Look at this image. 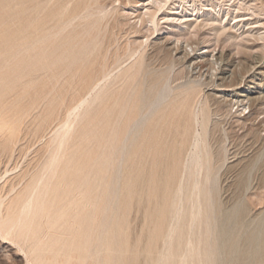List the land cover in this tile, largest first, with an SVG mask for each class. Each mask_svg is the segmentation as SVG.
Segmentation results:
<instances>
[{
  "label": "rangeland",
  "instance_id": "obj_1",
  "mask_svg": "<svg viewBox=\"0 0 264 264\" xmlns=\"http://www.w3.org/2000/svg\"><path fill=\"white\" fill-rule=\"evenodd\" d=\"M152 1L0 0V177L16 166V171L33 172L44 158L52 129L73 107L76 99L69 75L58 78L63 69L55 65L49 69L36 61L32 47L37 36L48 34L59 21L87 8L93 19L101 9L110 11L107 42L117 38H122L123 44L128 38L157 40L156 45L146 48V65L153 80L162 76L173 55L183 56L184 49L177 46H187L192 56L223 51L236 72L246 73L256 57L261 60L258 65L264 66V0H161V5ZM147 12L158 18L157 31L147 20ZM86 20L77 27L79 32ZM50 53L53 57L55 49ZM200 60L195 71L204 76L215 72L209 62ZM186 66L177 64L176 70L179 73ZM261 77L258 74L254 83L248 80V85L263 97ZM211 103L213 108L218 105L213 100ZM218 109L211 123L213 169L218 175L211 195L213 205L209 212L205 208L193 232L190 181L184 176L192 134L172 133L164 127L154 163L148 150L136 158V151L132 154L123 147L130 116L122 118L114 131L115 117L104 121L101 110L89 113L71 140L65 159L73 168H80L68 173L73 184L87 179L91 183L96 221L89 232L95 257L89 259L86 235L81 234L62 240L58 248L52 244L43 260L47 264H161L159 260L163 263L166 259L163 264H181L190 239L196 248L190 264H264V102L244 108L230 96L220 97ZM196 128L201 131V125ZM43 135L46 140L40 142ZM182 184L185 192L179 195ZM81 191H86L84 186ZM71 199L69 192H63L57 210L67 208ZM179 201L183 213L176 222L173 211ZM63 232L70 236L71 230L64 226ZM106 247L108 255L103 254ZM20 251L0 236V264H28Z\"/></svg>",
  "mask_w": 264,
  "mask_h": 264
},
{
  "label": "bare ground",
  "instance_id": "obj_2",
  "mask_svg": "<svg viewBox=\"0 0 264 264\" xmlns=\"http://www.w3.org/2000/svg\"><path fill=\"white\" fill-rule=\"evenodd\" d=\"M153 3L161 5V0L159 2L153 0L151 4ZM147 6L150 8V5ZM109 14V10L101 9L93 19V14L87 8L84 12L73 15L67 20L59 21L55 29H51L48 34L37 36L33 42V55L36 61H42L44 65L49 66V69L53 65L61 67L63 71L58 78L69 75L71 91L76 101L67 117L52 129L44 158L37 164L36 169L33 172L22 169L16 171L18 168L16 166L12 170H6L0 177V236L17 245L18 249L25 253L28 264H47L43 260V254L48 248L53 245L58 248L57 245L62 240L73 239L81 234L86 235L89 259L95 257L89 232L96 221L91 183L87 179L80 185L73 184L68 178V173L72 169L77 171L80 168H73V165L65 159L71 140L89 113L101 110L102 116L105 115L102 118L104 121H110L115 117L112 126L114 131L121 125L122 118L130 116L128 135L124 142L126 146L123 147L133 151L132 154L136 151L134 153L136 158L139 152L143 151L145 154L148 150L149 157H152L154 163L159 156L157 143L163 139V129L165 132L166 128L172 133L177 131L181 135L192 134V147L184 164V176L190 181L192 209L190 228L193 232L205 208L209 212L208 207L213 205L211 195L218 175L213 169L211 123L212 116L218 114L220 110L218 109L220 97L230 96L238 103L241 102L244 108H251L254 103L264 102V96H257L256 89H253L251 84L248 85V82L256 81L258 74H261L260 81L264 84V66L258 65L260 58L254 57L255 60H252L251 67L246 73L236 72L231 68L232 64L228 60L230 58L227 59L223 51L212 55L210 52L192 56L185 43L186 47L177 46L184 49L183 56H178V53L173 55L162 76L153 80L151 79L153 76L151 78L149 76L146 65V48L149 45H156L157 40L152 42L149 38L145 40L128 38L123 44L122 38H117L115 41L107 42ZM145 15L149 16L147 20L157 31L158 18L148 12ZM88 18L90 19L86 20ZM84 19L86 20L84 28L79 32L77 27ZM112 20L114 21V18ZM104 24H106L105 27H103ZM129 31L131 32V29ZM52 48L56 51L53 57L50 53ZM195 50L192 48V51ZM199 58L209 62L215 72L204 76L203 73L195 71L200 65ZM180 63L187 66L178 73L176 65ZM216 65H219L218 68H215ZM258 69L260 71L256 73ZM219 86L231 87V89L219 91L217 89ZM206 87H213V89L205 90ZM220 93L224 95H219ZM212 100L214 104H218L217 107H212ZM197 125H201V131L196 128ZM9 139L13 138L9 137ZM45 140L46 137L41 136L40 142ZM82 186L86 191H81ZM179 188L180 194H178L183 195L185 185L182 184ZM65 191L70 193L72 199L67 208L57 210V203ZM180 204L182 203L179 201V206L177 205L176 211H173L174 214L176 212L177 218H174L176 222H179L183 213V205ZM174 223L173 225L176 224ZM64 226H68L71 230L70 236L63 232ZM176 226L170 230L171 232L169 231L170 241ZM171 227L169 226V229ZM186 246L181 257V264H190L196 253L192 240L189 239ZM103 254H109L107 247ZM160 261L161 264L167 263L166 259L163 263L162 259Z\"/></svg>",
  "mask_w": 264,
  "mask_h": 264
}]
</instances>
